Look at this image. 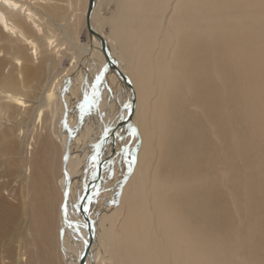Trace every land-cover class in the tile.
I'll use <instances>...</instances> for the list:
<instances>
[{
	"label": "bare ground",
	"instance_id": "1",
	"mask_svg": "<svg viewBox=\"0 0 264 264\" xmlns=\"http://www.w3.org/2000/svg\"><path fill=\"white\" fill-rule=\"evenodd\" d=\"M60 1H63V0H60ZM76 1L77 0H75V2ZM112 1H114L117 4L116 9L112 12L111 16L105 17V16H102L100 7L103 3L106 2V0H94V6H93L91 17H90V26L93 30H95L99 35H101L103 37L106 53L112 59V61L117 65L120 73L126 78V80L129 83L132 84V86H133L132 93L130 92L129 88L121 82L120 76L116 77L112 73H108L105 77L99 78V80L95 83L96 87L94 88L95 76H97L101 72L108 71L109 65L105 61L104 55L100 50V40L96 36H94V35L89 36L90 42H89L88 46H81L80 44L75 42V39L78 38V36H77L78 27L80 26V24L85 22V11H86L87 0H83V3H82V9H83L82 17L80 15H76L77 20L75 21V24H73V26H70L71 30H70V27L68 28L69 25L67 26L65 21L67 20V16L69 17V14L72 11L69 10L68 6L64 7V8L61 7L60 3L57 4L56 0H54L52 3H48L47 0H0V37L6 42V44L2 45V50L0 52V70H2L1 67L6 68L5 73H7V75L4 74L5 76L3 77V79L0 83L1 88H4V90L3 89L0 90V100L3 98L5 99L3 101H0V119L2 118L1 114L4 115V112L7 109L8 105L12 106V107H16V109L19 107L26 108L27 104L24 100L25 97L23 96L24 97L23 98L22 96H20L21 91H19L20 94L14 93L13 91L15 89L17 91L16 84H17V82L19 83V81H20L19 79H22L23 82H25V79L27 77H29L30 80L38 78L37 73L39 71V67H41V66L36 65V63L38 62V60L42 56H47V58H45L46 61H48V57L55 58V60H54L55 66H57L56 64L59 63V59H60V57H58V56L60 54H64V50H62L60 48H64L63 45H66V43H67V45L73 47L76 51H78V53H82V54H79V57H81V58L78 61L82 65V67H79L80 73L77 72V74H79V75L76 76V78H73L72 80H70L66 87L65 86L62 87L63 85L60 84V86H61L60 88H62V89H58V88L55 89L59 80H56L55 82L52 81V83L47 87L45 93L43 92L42 97L37 99V100L34 99V101L38 104V107H39V110L37 111V114H36V122L40 123L42 121V118L46 115L47 110H48V106L50 105V103H52L51 101L53 100V97H56V105H57L56 107H58V109H60L61 113H65L64 116L67 119L66 122L68 123V126L65 130V133L63 132L65 134V138H66V135L69 131H71V132L76 131V128L74 129L75 121H73L75 119L76 111L72 107L73 106L78 107L81 102H84L83 105H81L83 107H81V112H80V117L83 115L82 120H83L84 132H83V134H79L78 136H75L76 137L75 142L78 143V145H79L78 147H80V151L76 155V158L74 159V161L72 163L67 164V162H66L65 168H64L65 171L63 173L61 171L62 170V164H61V167H60V165H58L59 170H60L59 175H58V184H59V189H60L61 194H62V199H63V192H64V187H65V182H66L65 174H67L68 178L70 179V189H69V193H68V196L66 199V203L62 205V201H61V204H60L61 215H60L59 225H58V228L56 231V236L58 238V247H59L58 250H59V255H60V258L62 260V263L63 264H79V261L82 258V253L84 251L85 245L87 244V242L89 240L88 223L86 222V220L84 219L82 214L78 211V205L80 204L81 197L84 194L85 189L89 185H91V191L87 197L88 200L90 199L91 194H93L94 192L100 191L101 189L105 188L108 185L107 184L108 179H106V178L108 175L110 178V174L112 173V172L108 173V171H109V168H111V165L113 163V160L116 158V155L119 153L120 149L118 147L124 143L125 139L130 140V137H127L124 140L123 139L119 140L120 139L119 135L123 136L122 133H124L125 130L126 131L130 130L131 128H133V126L135 127V123H138L139 128H138L136 135L139 136V138L142 142V146H140V149L138 150L139 152L136 155L137 160H138V166H137V168L135 166L136 169H134V172H133V175L135 178V182H134L135 185L132 186L131 188H128L125 186V189H123V192H121V190H120L119 193L117 192V188H118L119 184H116L115 187H113V189L115 188L114 189L115 192H114V195H112V200L113 199L117 200V199L122 198L125 201L124 203H126V205H127V209H126L127 211H125L124 219L122 220L120 227H119L122 230V234H113L112 233V228L117 221L118 215H120V213H121L120 210H121L122 206L119 205L120 207H118L116 205V207L112 211H110L107 215H101L102 212L99 209V211H97L95 214H93V216H89L87 211H85V209H88V203H87L88 200L86 199L84 204H83V209H84V212L86 213V215L88 217L89 222L92 225L91 233L93 235V242L91 243V245L89 247L88 253L84 257L83 264H106L108 262L111 264H229L228 263L229 259L226 257H222V256H224L223 254H222V256H218V251L224 249L223 248V244H224L223 241H224L225 237H224V239H222L223 241L221 240V242H218V241H216L217 239H215L214 244H213L212 240L214 238V235L217 236V233L213 235V238H212V235L208 237V235L212 234V232L214 230H215L214 232H216L217 231L216 229H218L219 226H220V228L222 226V228H223V229L221 228L222 232L223 233L225 232L223 234L224 236L227 232L226 227L229 228L228 226H226V223L221 222L223 219L222 214L224 216V212H225L226 208L224 205L221 206L217 203L220 200L219 194H216V188H215V185L213 183L214 181L212 178H210L211 175L208 173V169L210 168L209 166L211 165L210 164V157L211 156H209L208 149L211 146H209V144H208L209 148H207V146L205 144V140L202 138L203 136L199 132L197 134H194V130H193L192 126L190 125L189 120L186 118H183L184 117L183 115H186L184 113V111H183V114H181L179 112L183 116L180 119L182 121L183 120L186 121L187 123L189 122L190 126H188V124L186 122H184L187 124V127H185L183 129L181 127L177 128L178 125L176 124L177 131L175 133H173L172 137L170 136L171 138H170L169 142L167 140L165 142L167 144L169 143L168 149L171 151V153H175L179 157L178 161L174 160L175 163H173V164H175V165H171V167L174 166V170L171 169V171L166 175H163V174L160 175L161 172L159 174L156 173L157 176L159 175L158 177L160 180L163 176L162 180H164V181L161 182L158 179V181L161 182L160 184H158L157 179L155 180V182L157 181V184L154 181H152L149 188L147 189L148 190V194L146 193L147 195H144V192L142 190V187H143L142 186L143 185L142 175L144 172L143 169L145 167H147V165L150 163L151 158L152 157L156 158L162 152H164L163 148H165V146H160V144H161L160 139H161L162 133L165 134L163 132V124L167 123L165 121H168V120H162V117H163L162 113H164L163 112V111H165L164 107L166 106L168 101H170V100H168L166 103V101H164V100H162V101L159 100L162 102V105H163V107L160 106L161 108L155 107L154 106L155 104L153 105V103L151 106H149L148 102L150 100L149 99L150 93L152 91H155V92L160 91L162 93V95H164V97L162 96L163 99H166L165 97H167V95L165 96V94L167 93L168 98L171 99V104L168 103L169 108L171 107V110H174V108L176 109L177 104L179 103V102L177 103V101H179L181 99V98L178 99L179 95H180L179 93H181L179 91L181 90L183 92V94H185V92H186L185 89H187V88L190 91V89H192L190 86L191 83L192 84H195V83L199 84L202 90L205 89L204 90L205 92L202 91V93H201L202 94L201 97L203 98V96L206 94H209L210 97H211L212 93H214L216 95V93L221 92L222 89L224 91H226V88H227L226 83H227L228 77H229V79L231 77V80H232V81H228V83L230 82V84H231V82H234V79H232V77L235 78L234 77L235 75L234 76H231V75H233L232 71L234 72V70L236 71V69H234V70L232 69V71H231V68H230V71L232 74L230 73L229 76L227 77V75H226L227 70H225V64H224L223 58L220 57L223 53L220 52L221 55L216 54L215 59H214L215 56H213V59H214L213 60L212 57H210L211 55L208 56L209 51H207L208 45L211 46V44H209L210 37H214L212 34H214L216 32H217L216 34H218V31H216V30L212 31V29H213L212 28L213 27V23H212V18H213V15H212L213 12L212 11H213V9H217L218 7L227 9V8H231L232 6H229L230 4L228 5L227 3L223 2V1H215L216 3H214L213 0H112ZM259 1H261V0H259ZM41 2L44 3V5L41 6L42 7V17H41V15H39L38 9H37V6H38L37 3H41ZM69 4L72 5L71 2ZM247 5L248 4H246V6ZM244 6H245V3H244ZM251 8H252V6H251ZM254 9L255 8H253V10ZM258 9H255V10H258ZM216 11L217 10H215V13L218 14ZM57 12H59V14H57ZM244 12H245V10H244ZM247 12L248 11H246V14H247ZM253 13H254V11H253ZM219 14H222V13L219 12ZM262 14H264V11ZM44 16L46 18H49L52 21V24L54 26H56L57 29L62 30L61 35L65 39V41H64V43L66 42L65 44L61 43L60 39L62 37L56 39L55 36H58V34H55L53 31H51V30H53V28L50 30L47 26L44 27V25L42 23ZM55 16H59L61 19L56 20L54 18ZM254 16H255V14H254ZM228 17L230 18V20H231V18L234 20V17H231L230 15H228ZM220 18L222 19V17H220ZM216 19L217 18H215L214 21L218 22V20H216ZM252 19H253V21L257 20V24H258V20L262 21V18L254 20V17H253ZM225 20H227L226 17H225ZM249 20H251V19H249ZM263 20H264V18H263ZM228 21L229 20H227V22ZM44 22H45V20H44ZM234 22L239 24V20H237V19H235ZM229 23H230V21H229ZM231 23H232V21H231ZM46 25H47V23H46ZM84 25H85V23H84ZM104 25H107L110 28L109 29L110 32L107 36L104 34L103 29H102V27ZM259 25H260V23H259ZM263 26L260 25V27H262L261 29H263ZM217 30H219V29L217 28ZM239 30L242 31L241 28ZM54 31L57 32V30L55 28H54ZM211 32H214V33H211ZM255 32H256V34L259 33L257 31H255ZM223 33L222 32L220 33L221 37L223 36ZM252 33H254V31ZM220 34H219V36H220ZM225 36H226V34L223 37L225 38ZM215 37H218V35H216ZM257 37L259 38L258 35H257ZM224 38H223L222 42L225 40ZM228 38H229V36H227V39ZM237 38H239V36ZM214 39H216V41H218V39H220V41H218L217 43H219V42L221 43L220 37H218V39L217 38H214ZM214 39L211 38V40H214ZM253 39L256 41V44H257V40L255 38H253ZM214 41H210V43H213ZM217 43L215 46L218 45ZM253 43H254V41H253ZM213 44H215V43H213ZM258 44H260V43H258ZM212 46H214V45H212ZM235 46L236 45H234L233 50H235ZM240 47H242V46L240 45L238 49H240ZM258 48H260V47H258ZM208 49H210V48H208ZM261 49L263 52L264 46H262ZM52 50H54V51L52 52ZM227 52H228V50H227ZM227 52L224 53L225 56H226V54H228L227 56H230L229 54H231V57H232V54H234V53H230V52L227 53ZM217 53H219V52H217ZM250 53H251V51H250ZM256 54H258V53H256ZM212 55H214L213 52H212ZM233 56H235V54ZM85 57L87 58L86 61H85ZM222 57H223V55H222ZM250 57H252V56H250ZM224 58H226V57H224ZM230 60H231V58H230ZM242 61H243V58H242ZM245 61L243 63H245ZM39 63H41V60ZM232 63L235 64V62H232ZM211 66L216 67L219 71L218 72L219 81L217 83L212 82L211 81L212 76L208 75V71L211 68ZM243 66H245V65H242L241 67H243ZM44 67L45 66L42 65V68H40V69H41L42 73L43 72L45 73L44 77L46 78V76H48V74H47V72H45V70L48 71V69H47V67L46 68H44ZM227 67H228V65H227ZM233 67L234 66H232V68ZM146 68H147V70H149L148 72H145ZM76 70H77V68H76ZM210 70H214V69H210ZM246 71H247V69H246ZM262 72H263V70H262ZM241 74H243V73H241ZM41 75H43V74H41ZM211 75H212V73H211ZM238 75H236V77ZM263 75H264V73H263ZM1 76H3L2 73H0V77ZM246 76L247 75H245V74L240 76L241 80ZM110 77H114L115 82L118 83L119 85H121L120 87H122V93H121L122 98H121V100H119L118 97L113 98V99L111 98L110 103L109 102L101 103L102 100H104L105 93L111 92L105 83V80H110ZM39 78H41V77H39ZM42 78H43V76H42ZM45 78H43L41 80H46ZM55 78H56V76H55ZM251 78H255V77H251ZM205 79H208V80L205 81ZM214 79H216V78H214ZM237 80H239V79H237ZM188 81H190L189 82L190 84H188ZM252 81L254 82V79ZM255 81H256V79H255ZM112 82H113V80H112ZM235 82L237 84L238 81L235 80ZM213 83H214V85L219 84L221 90L220 89L218 90V89H216V87H214L215 90L210 91L209 87ZM183 84L185 85L184 88H183ZM230 84H228V86ZM234 84H233V86H234ZM46 85H48V84L46 83ZM214 85H212V86H214ZM258 85H260V81H259ZM261 85H260V87H261ZM254 86H257V85H255L253 83L252 86L246 88L243 85V83H240V81H239L235 87L229 88L230 87L229 86L228 88L231 90H227V91H230L227 93H229L228 95L231 96V95L235 94V92L237 93L238 91H239L238 93L240 94V91L243 90L242 95L241 94L240 95L243 96V94H245V97L249 98L250 90ZM257 88L259 89V86ZM10 89H14V90L10 91ZM263 90H264V86H263ZM76 91H77V93H79L78 91L81 92V97H79V98L77 97ZM194 93H192V95H191L192 97H194L193 96ZM238 93H237V95L239 96ZM252 94L254 95V93H252ZM152 95H153V92H152ZM159 95H160V93H159ZM188 95H189V93H188ZM221 95H222V93H221ZM225 95H223L225 97V99L223 98L224 100L227 99ZM257 95L256 96L254 95L255 100H253V101H255V102L252 101L253 98L251 100L245 98V100H246L245 103L249 104L250 102H253L250 104L251 108L248 106L250 108L249 111L253 115H256L258 113V112H255L254 109L257 108V104H259L261 101V98H259ZM71 96H76L77 100H76L75 104L70 103V97ZM195 96H197V95H195ZM209 96L207 95V97L206 96H204V97L208 98ZM238 96H236L237 99H238ZM181 97H182V94H181ZM236 97H235V99H236ZM260 97H262V96H260ZM182 98H185V97H182ZM131 99H134V109H133V114L130 118V107H131L130 100ZM204 99H202L203 102H204ZM210 99H211L210 104L217 103L218 107L217 106H215V107L222 108V105H221L223 103L222 98H219L216 95V97L213 96ZM124 100L126 101V103H124L125 102ZM193 100H191V101H193ZM198 100L199 99L197 96L196 101L198 102ZM115 101H118V102L116 103ZM159 101H158V103L160 104ZM184 101H186V100L184 99ZM196 101L194 100L193 102L196 103ZM205 101H206V99H205ZM238 101H239V99H238ZM229 102L233 104L232 100L231 101L228 100L225 104H227ZM86 103H88V104L86 105ZM94 103L100 104V108H99L100 112L96 113L97 111H95L94 108L97 109V106L93 107V109H91V110H89L87 108L89 105H93ZM156 103H157V101H156ZM206 103L207 102H205L204 104H206ZM236 103L240 104V106H241V101H240V103L236 101ZM263 103H264V101H263ZM117 104H119V107L117 106ZM185 104L186 103L184 102V106H185ZM229 104H227V105H229ZM178 105H180V103ZM187 105L188 104H186V107H187ZM227 105H225V107ZM59 106H60V108H59ZM108 106H109V108H108ZM156 106H157V104H156ZM198 107H199V105H198ZM208 107H209V105H208ZM208 107H207V109H209ZM239 107H238V110L235 108V110L237 111V115L238 114H244L245 111L244 112L242 111L243 113H241V112L238 113V111L240 109ZM112 108L115 110L113 111ZM214 108L212 110H214ZM241 108H242V106H241ZM61 109H62V111H61ZM187 109H188V107H187ZM261 109H262V107H261ZM197 110H198V108H197ZM217 110H219V109H216V111ZM235 110H233V112ZM243 110H246V108ZM192 111H194V109ZM209 111H211V110H209ZM87 112H89L88 117H86ZM186 112H188V111H186ZM203 112H204V110H203ZM206 112H207V110H206ZM214 113H212V114L214 115ZM175 114H176V112H175ZM166 115H168V114H166ZM203 115H204V113H203ZM259 115H261V113ZM145 116H149V121L147 119L148 117L146 118ZM240 116L241 115H239V117ZM248 116H250V118H251V114ZM263 116H264V114H263ZM220 117H222V115ZM220 117L219 118L214 117V118H217V121H218V119H220ZM256 117L253 120H256ZM233 118H235V117L233 116ZM241 118H242V116H241ZM63 119H64V117H63ZM175 119H172V120H175ZM199 119H200V117H199ZM222 119H223V117H222ZM244 119L245 118H243L242 120L244 121ZM247 119H249V118H246L245 120H247ZM118 120H123L125 123L122 126H120L114 133V138H115L114 139V151L111 153L112 140H111L110 134L114 128V125L116 124V122ZM190 120L192 121V123L196 122V119L194 120V122H193L192 118H190ZM203 120H204V118H202V121ZM169 121H170V119H169ZM220 121H221V123H220L221 128H224L225 127L224 125H226V122H223V120H221V119H220ZM234 121H235V119H234ZM84 122H85V126H84ZM175 122H176V120H175ZM170 123H171V121H170ZM177 123H179V122L177 121ZM202 123H201V125H202ZM233 123L234 122H232V124ZM247 123H250V122H247ZM247 123H245V126H247ZM263 123L264 122H262V125H263ZM21 124L24 127V124H26V123H21ZM149 124H152V127H150ZM197 124H198V122H197ZM237 124H239V123H237ZM237 124H236V126H237ZM250 124H252V123H250ZM214 125H216V124H214ZM233 125L235 126V123ZM256 125H258V124H256ZM164 126H166V125H164ZM217 126H218V124H217ZM252 126L251 127L249 126V127L252 128ZM215 127L216 126H214V129H216ZM249 127H247V128H249ZM167 128L171 129V127H167ZM221 128L219 127L218 129H221ZM240 128H243V130H244V127H240ZM261 128H262V126H261ZM123 129H124V131H122ZM200 129H201V126H200ZM200 129H199V131H200ZM225 129H226V127H225ZM196 130H198V129H196ZM263 130H261V132ZM172 132H174V131H172ZM172 132L170 134H172ZM219 132H221V131H219ZM236 132H238V130ZM25 133H26V131H25ZM19 134H21L23 136V128L19 129ZM168 134H166V136ZM238 134H240V133H238ZM241 134H240V136H242ZM245 134L247 136V133L244 132V135ZM255 134H256V132H255ZM249 135H251V133ZM24 136H25V134H24ZM183 136H186V139H184ZM240 136H239V138H240ZM224 137L225 136H223V138ZM234 137H236V136H234ZM62 138L65 142L64 136H61V139ZM182 138L186 141V143L183 142ZM226 138H228V136ZM249 138H250V136H249ZM137 139H138V137H137ZM230 139L228 138L227 140L231 141L232 139L231 140ZM251 139H253V138H251ZM118 140L122 141V143L119 142ZM223 140H225V138ZM242 140L244 141L243 136H242ZM259 140L262 141L261 139H259ZM233 141L235 142L236 140L233 139ZM246 141L247 140H245L244 142H246ZM4 142H5V139H4ZM251 142H252V140H251ZM256 143H258V142L257 141L254 142V144H256ZM2 144H3V142H2ZM234 144H236V143H234ZM131 145H132V143H131ZM223 145H224V143H223ZM230 145L232 147L233 142ZM238 145H240V144H238ZM249 145L252 146V144H249ZM261 145L263 146V143ZM257 146H258V148L255 146L256 148H254V149L256 151H254V152H258L260 145L258 144ZM62 147L64 148V144ZM237 147H239V146H237ZM248 147L250 148V146H248ZM261 147H260V150H261ZM226 148H224V149H226ZM228 148H230V147H228ZM228 148L226 150H229ZM243 148H244V146H243ZM263 148H264V146L262 147V149ZM231 150L235 151L232 148H231ZM128 151H130V149L127 150V152H126L127 154H128ZM210 151H212V149ZM244 151L247 152V150H245V149H244ZM248 151L250 152V150H248ZM262 151L263 150H261V152ZM165 152H166V149H165ZM229 152L227 151V154H229ZM251 152H253V151H251ZM261 152H259V154ZM262 153H264V152H262ZM62 154L63 153H61V155H60V160L62 159ZM221 154L222 153H220V155ZM230 154H232V153H230ZM246 154H250V153H246ZM163 155H164V153H163ZM236 155H237V153H236ZM260 155L262 156V154H260ZM95 156H97L96 159H94ZM168 156H170V155L168 154ZM172 156H174V155H172ZM230 156L232 158V155H230ZM208 157H209V160H208ZM226 157H227V155H226ZM249 157H247L248 160H249ZM263 157H264V154H263ZM171 158H172L171 161H173V157H171ZM233 158H235V157H233ZM229 159H230V157H229ZM240 159H242V158L240 157ZM218 160L219 159L216 160V163ZM230 160H228V161L230 162ZM61 161H59V163H61ZM169 161H168V163H169ZM220 161H221V159H220ZM223 161H224V159H223ZM228 161H227V164L229 163ZM254 161H256V159ZM257 161L259 162L260 160L257 158ZM231 162L234 165L233 159L231 160ZM261 162L262 161H260V164H261ZM99 163H101L100 172H97ZM225 163H226V161H225ZM225 163H223V164H225ZM246 163H248V162H246ZM255 163H257V162H255ZM227 164H225V165H227ZM236 164H235V166H233L232 164L229 163L228 166L232 165V167H237ZM258 164H257V166H258ZM142 165L144 166L143 169H142V167H143ZM212 165H216L215 162L212 163ZM220 165H221V163H220ZM262 165L263 164H261V167H262ZM228 166H226V167L228 168ZM238 166H242V165L238 164ZM250 166H251V163H250ZM255 168H256V166H255ZM128 169H127L126 173H129L132 171L131 168H128ZM230 170H232V169H229V171ZM241 170H243V169L241 168ZM262 170H263L262 173L264 174V169H262ZM235 171H237L236 168H235ZM238 171H240V170H238ZM146 172H147V170H146ZM146 172H144L145 175H146ZM240 172L242 173V171H240ZM252 172L254 173V171H252ZM244 173H245V171H244ZM92 174H93V177L90 179ZM213 174H214V172H213ZM230 174L231 173H229L228 175L230 176ZM232 174H233V170H232ZM79 175H81L80 179L77 178ZM209 175H210V177H209ZM228 175L226 177H228ZM222 176H224V175H222ZM234 176L236 177V175H234ZM253 176H254V178H253V180H254L255 177L258 175L253 174ZM259 177L261 178L262 176L260 175ZM154 179L155 178H153V180ZM246 179H248V178L246 177ZM250 179H252V178H250ZM90 180H92L93 182L90 183ZM256 180L257 179H255V181ZM263 181H260V183H262ZM75 182H76L77 187H75L73 185ZM239 182H240V180H239ZM242 182L244 184V181H242ZM257 182H259V181L257 180ZM229 183H230V181H229ZM260 183H258L257 185H259ZM243 184H242V187H243ZM255 184L252 183L251 185H255ZM262 184H264V183H262ZM216 186H217V184H216ZM244 187H246V186H244ZM223 188H221V189H223ZM259 188H257V189H259ZM120 192H121V197H120ZM245 192L247 193V191H245ZM251 192H253V191H251ZM169 193H171L170 196H169ZM219 193H220V191H219ZM249 193H250V191L247 194H249ZM251 195H254V193ZM249 196H250V194H249ZM254 197L256 198V195ZM111 202H113V201H111ZM240 203H242V202H240ZM259 205H260V203H259ZM236 207H235V210L238 209V208L236 209ZM45 215H44V217H45ZM248 215H250V214H248ZM259 216H261V214ZM263 217H264V215H263ZM263 217H261V218H263ZM252 219L251 220L249 219L250 225L253 222ZM230 221H232V220H230ZM257 221L259 223V221H260L259 218ZM257 221H256V223H257ZM47 223H48V220L46 221V224ZM220 223H221V225H220ZM247 223H248V221H247ZM230 224H232V223L230 222ZM230 224H228V225H230ZM249 224H248L249 229H247L248 231H246V232L251 233L252 231L249 232V230L250 229L252 230L253 224L250 227H249ZM259 224H257V225H259ZM262 226H264V225H262ZM44 228H46V227H44ZM220 228H219V230H220ZM258 228H259V226H258ZM258 228H256V229H258ZM262 228H264V227H262ZM229 229H231V228H229ZM229 229H228V231H229ZM233 230H234L233 232H235V229H233ZM260 230H262V229H260ZM44 231L47 235V232L49 231L48 225ZM217 232H219V231H217ZM220 232H221V230H220ZM222 232L220 233L221 234L220 236H222ZM236 232H237V230H236ZM243 232H242V234H243ZM263 232H264V230H263ZM42 233H43V235H45L44 232H42ZM261 234H260V236L262 238L263 236ZM233 235H234V233H233ZM237 235L239 236L240 234L238 233ZM241 236L242 235H240V237ZM247 236H249V235H247ZM258 236L259 235L257 234V237ZM210 237L212 239H210ZM227 237L228 236H226V238ZM243 237H244V234H243ZM243 237H241V238H243ZM233 238H235V240L238 239V238H236L235 235ZM246 238H248V237H246ZM218 240H220V239L218 238ZM228 240L230 242V239H228ZM249 240H250V238H249ZM259 240H262V239H259ZM241 241H239V243ZM233 242H235V241H233ZM233 242L231 241V243H233ZM254 242H256V240ZM246 243H244V244H246ZM226 244L228 245V247L230 246L229 243H226ZM240 244H243V243H240ZM254 244L255 243H253V245ZM247 245H245V246L248 248ZM234 246H235V244H234ZM239 247H241V246H239ZM232 248H233V246H232ZM235 248H237V247H235ZM256 248H255V250H257ZM249 249H252V246ZM246 250H248V249H246ZM244 251H245V248H244ZM258 252L262 253V251H259V250H258ZM242 254H239V255H242ZM235 255H237L239 257V255L236 252H235ZM249 255H250V253H249ZM260 255L261 254H259V256ZM243 257L244 256H240V261H241L240 264H246L245 261L243 262V260H242ZM263 257H264V254H263ZM244 259H246V258H244ZM232 260H233V257H232ZM256 260H257V258H256ZM259 261H261V259ZM234 262H236V261L234 260ZM247 264H249V263H247Z\"/></svg>",
	"mask_w": 264,
	"mask_h": 264
},
{
	"label": "rangeland",
	"instance_id": "2",
	"mask_svg": "<svg viewBox=\"0 0 264 264\" xmlns=\"http://www.w3.org/2000/svg\"><path fill=\"white\" fill-rule=\"evenodd\" d=\"M53 1L54 0H47L48 3H52ZM56 1H57V4L60 3L61 7L64 8V7L68 6L69 10L72 11L69 14V17L67 16V20L65 21L66 25L67 26L69 25L68 28L70 26H73V24H75V21L77 20L76 15H80L82 17V15H83V9H82L83 0H80V1L77 0L76 2H75V0H63V1L56 0ZM215 1H223V2L227 3L228 5L230 4L229 6H232L233 8L231 7V8L226 9V8L218 7L217 9H213V11H212L213 12L212 13V15H213V18H212V23H213L212 28L213 29H212V31L216 30V31H218V34H216L217 32L216 33L211 32V33H214V34H212L214 37H210L209 44H211V46L208 45V48H210V49L207 48V51H209V53L208 52L207 53H208V56L211 55L210 57H212V59H213V56H215L216 54L221 55V53H223L222 54L223 57H222V55L220 57L223 58V61L225 64V70H227L229 72L230 68H231V71H232V69L233 70L236 69V71L235 70H234V72L232 71L233 75H231V76L235 75L234 76L235 78L232 77V79H234V82H231V84H230V82L228 83V81H232L231 77H230V79L228 77L229 74L231 73V71L229 73L226 71V75L228 77L227 83H226L227 84L226 85V87H227L226 91H224L222 89L223 92L221 91V92L216 93V95L222 99L223 98L225 99V97L223 95L226 94L225 95L227 98L226 100L227 101L232 100L233 104L230 102L229 103L231 105L229 103H227L230 105L229 106V105L225 104L227 101L223 99V103L221 104L222 108H220V107L217 108L218 107L217 103L213 102L215 105L210 104V102H211L210 98H212L213 96L216 97V95L214 93L211 94V97L209 96V94L204 95L206 97L208 95L210 98L209 97L206 98L204 96L202 98L201 93L205 89L202 90L199 84H196V83L192 84L191 83L190 86L192 89H190V91L188 88H187L188 90L185 89L186 90L185 94H183V92L181 90L179 91L181 93H179L180 95H179L178 99H180V98L181 99L179 101H177V103L179 102L180 105H178L179 104L178 103L176 109L174 108V110H171V107L169 108V105H168V103L171 104V99L168 98V94L166 93L165 96L167 95V97H165L166 99H163L164 95H162V93L160 91H158V92L152 91L153 95H152V92L149 95V99H150L148 102L149 106H151L153 103V105L155 104L154 105L155 107L161 108L160 106L163 107L162 102H161L162 100L166 101V103L168 100H170V101H168V103L164 107L165 111H163L164 113H162V116H163L162 120H168L169 121V119H170L171 123H170V121L169 122L165 121L168 124L167 123L163 124V132L165 134L162 133V135H161L160 142H161V144L162 143L163 144L162 145L160 144V146H165V148H163L164 152H162L159 156H157L156 157L157 159L155 157L154 158L152 157L150 160V163L147 165V167L144 168V166L142 165L143 166L142 169L144 168L143 171L146 172V170H147L146 175L144 172H143V175L141 174L142 175V182H143L142 190L144 192V195H147L148 194L147 189L149 188L151 182L152 181L155 182L156 179L158 181V179H159V177H158L159 175L157 176V174H159L161 172L160 175H162V174L166 175L171 171V169L174 170V166L171 167V165H175L173 163H175V161H178L179 157L175 153H171V151L168 149L169 143L167 144L165 142H166V140L168 142L170 141V138L172 137L173 133H175L177 131V128L181 127L184 129L185 127H187V124H188V126L191 125L193 130H194V134H197L199 132L203 136L202 138L205 140V144H206L207 148H209L208 144H209V146L212 147V148L210 147L212 149V151H210L211 150L210 148L208 149L209 156H211L210 157V164L211 165L209 166L210 168L208 169V173L211 175V177H210V175H209V177L212 178L214 181L213 183H214L215 188H216V194H219L220 200L217 203L221 206L224 205L226 208V210L224 212V216L222 214V218L224 220L221 218L222 219L221 222L226 223V226L231 228V229H229L226 227L227 232L224 236L223 234L225 232L223 233L222 232V229H223L222 226H221L222 229L219 226V228L222 232V236H220L221 232L218 228L216 230L219 231L220 233L217 231L214 232L215 231L214 230L212 232V234L208 235V237L212 235V238H213V235L217 233L218 237L216 235H214V238L212 240L213 244L215 242V239H217L216 241L221 242V240L224 239V237H225L224 241L222 240L224 242V244H223L224 249L218 251V256H222V254H223L224 256H222V257H226L230 260V261L228 260L229 264H237V263L240 264L241 263L240 256H244L242 258V260H243V262L245 261L246 264L247 263H249V264H251V263L252 264H264V262H263L264 261V259H263L264 258L263 257V254H264V232H263V230H264V228H262V227H264V226H262V225H264V222H263L264 221V217H263V215H264V210H263L264 209V201H263L264 200V196H263L264 195V184H262V183H264V181H263L264 180L263 179L264 174L262 173L263 172L262 169H264V159H263L264 153H262V152H264V148L262 149V147L264 146V133H263L264 132V130H263L264 129V123L262 125V122H264V118H263L264 117L263 116V114H264V103H263V101H264L263 100L264 99V96H263L264 95V90H263V86H264V75H263V73H264V51L262 52V49H261L262 46H264V26H263L264 25V20H263L264 14H262L264 11V1L263 0H261V1H259V0H253V1L252 0H244V1L243 0H213L214 3H216ZM70 2L72 3V5L69 4ZM243 2L245 3V6H244ZM37 4H38V6H37L38 13L42 17V7L41 6H43L44 3L41 2V3H37ZM246 4H248V5L246 6ZM250 5L252 6V8ZM116 6H117V4L114 1L106 0V2L103 3L100 7L102 16H105V17L111 16L112 12L116 9ZM253 8H255V9L259 8V9L253 10ZM243 9L245 10V12ZM215 10H217L216 12L218 14L215 13ZM246 11H248L247 14H246ZM253 11H254V13H253ZM219 12H221L222 14H219ZM57 14H59V12H57ZM254 14H255V16H254ZM228 15H230L231 17H234V20L235 19L239 20V24L235 23L232 18L230 20ZM214 17L217 18L216 20H218L219 23L214 21L215 20ZM220 17H222V19ZM225 17L227 20L230 21V23H229V21L227 22V20H225ZM253 17H254V20L262 18L263 22L260 20L262 22L261 23L258 20V24H257V20L253 21V19H252ZM54 18L56 20L61 19L59 16H55ZM249 19H251V20H249ZM44 20H45V22H44ZM231 21H232V23H231ZM42 23H43L44 27L47 26L50 30L53 28V30H51V31H53L55 34H58V36H55L56 39L62 37L60 39L61 43L62 44L66 43V42L64 43L65 39L61 35L62 30L57 29L56 26H54L52 24V21L49 18H46L44 16ZM46 23H47V25H46ZM84 23H82V24L79 23L80 26L78 27V30H77L78 38L75 39V42L80 44L81 46H88V44L90 42L89 41L90 37L88 36V34L86 32V28H85ZM259 23L261 26H263V29H261L262 27H260ZM54 28L57 30V32L54 31ZM217 28L219 30H217ZM240 28L242 31L239 30ZM102 29H103L104 34L107 36L110 32V30H109L110 28L107 25H104L102 27ZM70 30H71V27H70ZM251 31L252 32L254 31L255 34L252 33ZM255 31H257L259 33L256 34ZM221 32L222 33L224 32L223 36L226 34L225 38L222 36L225 40L227 39V36H229V38L226 41L224 40L222 42L223 38L221 37V34H220ZM219 34H220V36H219ZM216 35H218V37L221 38V43L220 42L217 43L218 41H220V39H218V37H215ZM257 35L259 36V38L257 37ZM238 36H239V38H237ZM211 38H213V39L217 38L218 41H216V39H214L215 41L211 40ZM253 38H255L257 40V44ZM210 41H214L213 43H215V44L210 43ZM253 41H254V43H253ZM216 43L218 45L219 44L220 45L215 46ZM258 43H260V44H258ZM4 44H6V42L0 37V52L2 50V45H4ZM212 45H214V46H212ZM234 45H236L235 50H233ZM238 45L239 46L241 45L242 47H240V49H238L239 48ZM63 47L65 49L64 48H60V49L64 50V54H60L58 56V57H60L61 60L59 59V63L56 64L57 66H55V61H54L55 58L48 57V61H46L45 58H47V56H42L38 60V62L36 63V65L41 66V67H39V71L37 73L38 78L30 80L29 77H27L25 79V82H23L22 79H19L20 80L19 83L20 82L21 83L19 84L17 82V84H16L17 91H16V89L15 90L10 89V91L14 90L13 92L17 93V94H20L19 91H21L20 96L25 97V98L24 97L23 98L27 104L26 108L19 107L16 109V107H12V106L8 105L7 109L4 112V115L1 114L2 118L0 119V264H63L62 260L60 258V255H59L58 238L56 236V231H57V228L59 225L60 215H61L60 204L62 201V194H61V191L59 189V184H58V175L60 172L58 165L61 164V163H59V161H61L60 155H61V153H63V150H64V148L62 147L64 144V140H63V138L61 139V136H64V138H65L64 133H65V130L68 126V123L66 122L67 119L64 116L65 113H61L60 109H58V107H56L57 106L56 105V97H53V100L51 101L52 103H50V105L48 106L47 113L42 118V121L40 123H37L36 122V114H37V111L39 110V107H38V104L34 101V99L37 100V99L42 97L43 92L45 93L47 87L52 83V81L55 82L56 80H59L55 89H57V88L62 89V88H60L61 87L60 84L63 85L62 87H64V86L66 87L70 80H72L73 78H76V76L79 75V74H77V72L80 73L79 67H82V65L78 61L81 58V57H79V54H82V53H78V51H76L73 47L67 45V43H66V45H63ZM258 47H260V48H258ZM226 49L228 50V52ZM249 50L251 51V53ZM53 51L54 50H52V52ZM212 52L214 55H212ZM217 52H219V53H217ZM225 52L234 53L235 56H233L234 54H232V57H231V54H229L230 56H227L228 54H226V56H225L224 55ZM256 53H258V54H256ZM250 56H252V57H250ZM224 57H226V58H224ZM215 58H216V56L214 57V59ZM230 58H231V60H230ZM242 58H243V61H242ZM40 60H41V63H39ZM86 60H87V58L85 57V61ZM244 61H245V63H243ZM232 62H235L236 65ZM42 65L45 66L44 68L47 67V69H48V71L45 70V72H47V74H48V76H46V78L44 77L45 73L44 72L42 73V71L40 69V68H42ZM227 65H228V67H227ZM242 65H245V66L241 67ZM232 66H234L235 68L234 67L232 68ZM76 68H77V70H76ZM1 69L2 70H0V73H2L3 76L0 77L1 78L0 83L3 79V77L5 75H7V73H5L6 68L1 67ZM210 69H214V70H210ZM210 69L208 71V75L212 76L211 77L212 82L217 83L219 81V78H218V72L219 71L214 66H211ZM246 69H247V71H246ZM262 70H263V72H262ZM148 71L149 70H147V68H146L145 72H148ZM210 72L212 73V75ZM40 73L43 75H41ZM241 73H243V74H241ZM244 74L247 76L241 80L240 76H242ZM236 75H238V76L236 77ZM42 76L47 81L41 80V79H43ZM55 76H56V78H55ZM39 77H41V78H39ZM251 77H255V78H251ZM214 78H216V79H214ZM237 79H239V80H237ZM253 79H254V82L252 81ZM255 79L257 82L255 81ZM112 80H113V82H112ZM207 80L208 79H205V81H207ZM235 80L238 82L240 81V83H243V85L246 88L252 86L253 83L257 86H254L253 88H251L250 93H249V98L245 97V94H243V96H241L243 90L240 91L241 95L238 93L239 91L237 92L239 94V96L237 95L236 92H235L236 95L233 94V95L229 96L228 95L229 93H227V92H230V91H227V90H231L229 88H233L238 84V82L236 84ZM259 81H260V85L262 84L261 87H260V85H258ZM189 82L190 81H188V84H190ZM46 83L48 85H46ZM105 83L111 92L105 93L104 100H102L101 103H103V102L104 103H107V102L110 103L111 98L113 99V98H117V97L119 98V100H121V98H122V96H121L122 87H120L121 85H119L118 83L115 82V78L110 77V80H105ZM214 83L212 85H214ZM228 84H230L229 85L230 87L228 86ZM233 84H234V86H233ZM212 85L209 87L210 91H214L215 90L214 87H216V89H218V90L220 89L219 84L218 85L216 84L217 86L216 85L212 86ZM258 86H259V89L257 88ZM184 87H185V85L183 84V88ZM1 89L4 90V88H1V84H0V90ZM78 92L79 93H77V91H76V95L79 98V97H81V92L80 91H78ZM159 93H160V95H159ZM188 93H189V95H188ZM192 93H194L195 95L198 96V99H199L198 102L196 101L197 96H195L193 94L194 97H192L191 96ZM221 93H222V95H221ZM252 93H254L255 96L257 95L259 98H261L260 103L257 104V108H255V109L253 108L255 112H258L256 115H253L249 111L251 108L250 104L255 102V101H253V100H255V96ZM181 94H182V97H185V98H182ZM236 96H238L239 101H238ZM260 96H262V97H260ZM235 97H236V99H235ZM204 98L206 99V101ZM245 98L250 99V100L253 98L252 99L253 102H250L249 104L245 103V101H246ZM184 99L187 102L184 101ZM193 99L196 101V103L193 102L194 101ZM202 99H204V102ZM3 100H5V99L3 98L0 101H3ZM76 100H77L76 96L70 97V103L71 104H75ZM155 100L157 101V103ZM159 100H161V101H159ZM191 100H193V101H191ZM158 101L160 102V104L158 103ZM183 101L186 104H188L187 105L188 109L186 107V104L184 106ZM236 101L239 103L241 101L242 108L243 109L246 108V110H243L241 108L240 104L236 103ZM115 102L117 103L118 101H115ZM205 102H207L206 103L207 105L204 104ZM83 103L84 102H81L78 107L77 106L72 107L76 111L75 119L73 120V121H75L74 129L75 128H76V130L78 129L75 136H78L79 134H83V132H84L83 120H82L83 115L80 117V112H81V107H82L81 105H83ZM124 103H126V101ZM156 104H157V106H156ZM198 105H199V107H198ZM208 105H209V107H208ZM225 105H227V106L225 107ZM96 106H97V109L96 108H94V109H95V111H97L96 113H98V112H100V109H99L100 104L99 103H94L93 105H89L87 108L89 110H91V109H93V107H96ZM117 106L119 107V104H117ZM215 106H217V107H215ZM237 106L238 107L240 106L238 113H240V112L243 113L245 111L244 112L245 115L244 114H238L237 115V111L235 110V108L238 110ZM207 107L209 109H207ZM212 107L213 108L215 107L214 110H212L213 109ZM261 107H262V109H261ZM59 108H60V106H59ZM108 108H109V106H108ZM197 108H198V110H197ZM62 109H61V111H62ZM184 109L188 112H186ZM193 109H194V111H192ZM205 109L207 110V112ZM216 109H219V110L216 111ZM112 110L114 111L115 109L112 108ZM203 110H204V112H203ZM209 110H211V111H209ZM233 110H235L234 111L235 113L233 112ZM183 111L186 114V115H183L184 117L181 115V114H183ZM175 112H176V114H175ZM165 113L168 115H166ZM203 113H204V115H203ZM212 113H214V115ZM260 113H261V115H259ZM250 114H251V118H250V116H248ZM88 115H89V112H87L86 117H88ZM221 115H222L223 119H222V117H220ZM239 115H241L242 118H241V116L239 117ZM233 116L235 118H233ZM63 117H64V119H63ZM145 117L146 118L148 117L147 119L149 121V116H145ZM181 117L188 119L190 122V125H189V122L187 123L184 120L182 121L180 119ZM199 117H200V119H199ZM201 117L204 118L203 121H202ZM214 117H217V118L220 117V119L223 120V122H226V125H224V126L226 127L227 130L225 129V127L221 128L220 119H218V121H217V118H214ZM255 117H256V120H253V119H255ZM171 118L172 119L176 118L175 119L176 122H175V120H172ZM190 118H192L193 122L196 119V122L192 123ZM243 118H245V119L249 118L250 120L244 119V121H243L242 120ZM234 119H235V121H234ZM177 121L179 123H177ZM62 122H65L66 127L64 129L62 128V126H63ZM184 122H186L187 124ZM197 122H198V124H197ZM232 122L235 123V126L233 125L234 123L232 124ZM244 122L245 123L250 122L252 124L247 123V126H245ZM21 123H26V124H24V127H23V125ZM201 123H202V125H201ZM237 123H239V124H237ZM137 124L138 123H135V127L133 126V128H131L130 130L124 131V129H123L122 130V131H124V133H122L123 136L119 135V138H120L119 140H121V139L124 140L127 137H130V140L125 139L124 143L118 147L120 149V150L118 149L119 153L116 155V158L113 160L111 168H109V171H108V173L109 172H112V173L110 174V178H109V175L106 178V179H108L107 180L108 185L105 188L101 189L100 191L94 192L93 194H91L90 199L89 200L87 199L88 200L87 201V203H88L87 213L89 216H93V214H95L97 211H99V209L102 212L101 215H107L110 211H112L116 207V205L118 207L122 206L121 210H120L121 213H120V215H118L117 221L112 228L113 234H122V230L119 227H120L122 220L124 219L125 211H127L126 210L127 205H126V203H124L125 201L122 198L117 199V200H115V199L112 200V195H114V192H115V190H114L115 188L113 189V187H115L116 184H119V186L117 188V192L119 193L120 190H121V192H123V189H125V186L128 188H131L132 186L135 185V183H134L135 178H134L133 172H134V169H136L138 166V160H137L136 155L139 152L138 150L140 149V146H142V142H141L139 136L136 135L138 128H139V124L138 125ZM176 124L178 125L177 128H176ZM214 124H216V125H214ZM217 124H218V126H217ZM236 124H237V126H236ZM256 124H258V125H256ZM149 125H150V127H152V124H149ZM164 125H166V126H164ZM248 125L250 127L253 125L254 127L252 126V128H250ZM84 126H85V122H84ZM200 126H201V129H200ZM214 126H216L215 128L217 130L214 129ZM261 126H262V128H261ZM167 127H171V129L170 128L168 129ZM219 127L221 129H218ZM240 127H244V130H243V128H240ZM247 127H249V128H247ZM22 128H23V136L21 134H19V129H22ZM196 129H198V130H196ZM199 129H200V131H199ZM260 129L263 131L261 132ZM237 130H238V132H236ZM25 131H26V133H25ZM170 131L171 132L174 131V132H172V134H170L171 133ZM219 131H221V132H219ZM244 132L247 133V136H246V134L244 135ZM255 132H256V134H255ZM238 133H240V134L242 133L241 135L243 136L244 141L247 140L246 141L247 143L242 140V136H240V134H238ZM250 133H251V135H249ZM24 134H25V136H24ZM166 134H168V135L166 136ZM226 135L228 136L229 139L231 138L232 140L230 139L231 141H228L227 140L228 138H226L227 137ZM248 135L250 136V138ZM223 136H225L224 137L225 140H223L224 139ZM234 136H236V137H234ZM239 136H240V138H239ZM137 137H138V139H137ZM183 137H184V139H186V136H183ZM75 138L76 137H74V139H72V141L69 145V156L67 159V164L72 163L74 161V159L76 158V155L80 151V147H78L79 146L78 143L75 142ZM251 138H253V139H251ZM4 139H5V142H4ZM184 139L182 138L183 142L186 143V141ZM233 139H235L236 141L234 142ZM259 139H261L262 141H260ZM251 140H252V142H251ZM255 140L258 143L254 144V142H256ZM2 142H3V144H2ZM119 142L122 143V141H119ZM232 142H233V145L231 147L230 144H232ZM131 143H132V145H131ZM223 143H224V145H223ZM234 143H236V144H234ZM237 143L240 145H238ZM260 143L261 144L263 143V146ZM249 144H252L253 147ZM258 144L260 145L259 150L257 149L258 152H254V151H256L254 148H256V147L258 148V146H257ZM237 146H239V147H237ZM243 146H244V148H243ZM248 146H250V148ZM226 147L227 148L230 147V148H228L229 150H226L227 149ZM260 147H261V150H263L262 152L260 150ZM224 148H226V149H224ZM231 148L234 149L235 151L231 150ZM128 149H130V151H128V154H127L126 152ZM165 149H166V152H165ZM244 149L247 150V152L244 151ZM248 150H250V152ZM227 151L228 152L230 151L229 154L232 153V154H230V155H232V158L229 154H227ZM251 151H253V152H251ZM259 152H261L260 154H262V156L259 154ZM163 153H164V155H163ZM220 153H222V154L220 155ZM236 153H237V155H236ZM246 153H250V154H246ZM168 154L170 156H168ZM252 154L253 155L255 154V155L253 156ZM172 155H174V156H172ZM226 155H227V157H226ZM171 157H173V161H171L172 160ZM229 157L231 160L232 159L234 160V165L232 163L233 161L231 162ZM233 157H235V158H233ZM240 157L242 159H240ZM247 157H249V160L247 159ZM254 158L256 159V161H254L255 160ZM257 158L260 161H262L261 162V164H263L262 167H261L260 161L259 162L257 161ZM217 159H219V160L216 163ZM220 159H221V161H220ZM223 159H224V161H223ZM208 160H209V157H208ZM228 160H230V162ZM168 161H169V163H168ZM225 161H226V163H225ZM227 161L230 164H232L233 166H235V164L237 163L236 164L237 167H232V165L228 166L229 163L227 164ZM214 162L216 165H212V163H214ZM246 162H248V163H246ZM255 162H257V163H255ZM220 163H221V165H220ZM223 163H225L227 165H225ZM250 163H251V166H250ZM238 164L242 165L243 167L238 166ZM257 164H258V166H257ZM135 166H136V168H135ZM226 166H228V168ZM255 166H256V168H255ZM60 167H61V165H60ZM128 168H131L132 171L129 173H126ZM235 168L237 171H235ZM241 168L243 170H241ZM229 169L233 170V174H232V170L229 171ZM238 170L242 171V173ZM244 171H245V173H244ZM252 171H254V173ZM213 172H214V174H213ZM229 173H231L230 176L228 175ZM226 174L228 175V177H226L227 176ZM253 174L258 175L255 177V179H257L259 182H257V180L255 181V179L253 180V178H254ZM222 175H224L226 178ZM234 175H236V177ZM260 175L263 178L262 177L260 178L259 177ZM246 177L248 179H246ZM77 178L80 179L81 175H79ZM153 178H155V179L153 180ZM162 178H163V176H162ZM162 178H161V180L159 179L161 182L164 181V180H162ZM250 178H252V179H250ZM239 180H240V182H239ZM157 181L155 182L156 184H157ZM229 181H230V183H229ZM242 181H244L245 185L243 184ZM260 181H263V182L260 183ZM161 182L158 181V184H160ZM252 183L253 184L256 183V184L251 185ZM258 183H260L261 185L260 184H259L260 186L257 185ZM216 184H217V186H216ZM242 184H243V187H242ZM73 185L75 187H77L76 182ZM244 186H246L247 188ZM221 188H223V189H221ZM257 188H259L260 190ZM248 190L250 191V193H249L250 196H249V194H247L249 192ZM219 191H220V193H219ZM245 191H247V193ZM251 191H253V192H251ZM121 192H120V197H121ZM253 193H254V195H251ZM170 195H171V193H169V196ZM255 195H256V198L254 197ZM111 201H113V202H111ZM240 202H242V203H240ZM259 203H260V205H259ZM235 207H236V209L237 208L238 209L235 210ZM248 214H250V215H248ZM260 214H261V216H259ZM44 215H45V217H44ZM261 217H263V218H261ZM258 218L260 220L259 221L260 224L257 221ZM249 219L250 220L252 219V221H253V222L251 221L253 224V225L251 224L252 230L251 229L249 230V232L252 231L251 233L246 232V231H248L247 229H249L248 228V224L250 222ZM47 220H48V223L46 224ZM230 220H232V221H230ZM247 221H248V223H247ZM256 221H257V223H256ZM230 222L233 225L230 224ZM227 223L230 224L231 226L228 225ZM257 224H259V225H257ZM47 225L49 227V231L47 232V235H46L44 230L47 228ZM220 225H221V223H220ZM251 225L249 224V227ZM258 226H259V228H258ZM44 227H46V228H44ZM256 228H258V229H256ZM228 229H229V231H228ZM233 229H235V232H233L234 231ZM260 229H262V230H260ZM236 230H237V232H236ZM41 231L44 232L45 235H43V233ZM50 231L54 232L53 236L52 235L50 236V234H49ZM242 232L244 234V237H243ZM233 233L236 236V238H238V239L235 240V238H233L234 237ZM238 233L240 235H242L241 237H243V238H241L240 235L238 236L237 235ZM257 234L259 235L258 237H257ZM260 234L263 236L262 238H261ZM247 235H249V236H247ZM226 236H228V237L226 238ZM245 236L248 238H246ZM212 238L210 237V239H212ZM218 238L220 240H218ZM249 238H250V240H249ZM228 239H230V242ZM259 239H262V240H259ZM238 240L239 241L242 240L240 243H243V244H240ZM255 240H256V242H254ZM231 241L232 242L235 241V242H233L235 244V246L233 243H231ZM251 241L253 243H255L256 245L255 244L253 245V243ZM225 242L229 243L230 246L232 245L233 248H232V246L228 247V245ZM244 243H246V244H244ZM245 245H247L248 248ZM239 246H241V247H239ZM251 246H252V249H249V248H251ZM235 247H237V248H235ZM244 248H245V251H244ZM255 248L257 250H255ZM246 249H248V250H246ZM258 250L262 251L263 254L261 252L259 253ZM235 252L238 255L242 254V253L243 254L247 253L248 255L250 253V255L248 256L247 254L246 255L242 254V255H239V257H238L237 255H235ZM259 254H261V255L259 256ZM232 257H233V260H232ZM244 258H246V259H244ZM256 258L258 261L256 260ZM260 259H261V261H259ZM234 260L236 262H234ZM108 263H106V264H108ZM109 264H111V263H109Z\"/></svg>",
	"mask_w": 264,
	"mask_h": 264
},
{
	"label": "water",
	"instance_id": "3",
	"mask_svg": "<svg viewBox=\"0 0 264 264\" xmlns=\"http://www.w3.org/2000/svg\"><path fill=\"white\" fill-rule=\"evenodd\" d=\"M93 6H94V0H87L86 11H85V28H86V32H87L88 36L94 35V36H96L100 40V50H101V52L104 55L105 61L109 65L108 71L101 72L100 74H98L97 76H95V78H94V88L96 87L95 83L98 81V79H97L98 77L99 78H102V77H105L108 73H112L116 77H119L120 76L121 82L125 86H127L129 88L130 92L132 93V91H133L132 84L129 83L126 80V78L120 73L117 65L112 61V59L106 53L103 37L101 35H99L95 30H93L91 28V26H90V17H91V13H92ZM87 104L88 103H86V105ZM130 105H131V107H130V118H131V116L133 114V109H134V99H131L130 100ZM124 123L125 122L123 120H118L116 122V124L114 125V128H113V130H112V132L110 134V137H111V140H112L111 153L114 151V139H115L114 138V133ZM77 130L76 131H73V132L69 131L67 133V135H66L65 142H64V150H63L62 159H61L62 160L61 161V164H62V170L61 171H62V173L65 171L64 170L65 164H66L67 159H68V156H69V145H70V142L75 137ZM96 157L97 156H95L94 159H96ZM100 167H101V163H99L98 171L97 172H100ZM65 176H66V182H65L64 192H63L62 205L66 203V199H67V196H68V193H69V189H70V179L68 178L67 174H65ZM92 177H93V174L91 175L90 179ZM91 182H93V181L90 180V183ZM90 191H91V185H89L85 189V192H84V194L81 197L80 204L78 205V211L82 214V216L84 217V219L86 220V222L88 223V226H89V228H88L89 240H88L87 244L85 245L84 251L82 253V258L80 259L79 264H83L84 257L88 253L89 247H90L91 243L93 242V235L91 233L92 225L89 222L88 217H87V215H86V213L84 212V209H83V204H84L85 200L87 199Z\"/></svg>",
	"mask_w": 264,
	"mask_h": 264
},
{
	"label": "crops",
	"instance_id": "4",
	"mask_svg": "<svg viewBox=\"0 0 264 264\" xmlns=\"http://www.w3.org/2000/svg\"><path fill=\"white\" fill-rule=\"evenodd\" d=\"M62 125H63L62 128L66 127V126H65V122H62ZM60 165H61V164H60ZM53 233H54V232H51V231H50V232H49L50 236H51V235L53 236ZM39 234H40V233H39Z\"/></svg>",
	"mask_w": 264,
	"mask_h": 264
},
{
	"label": "snow or ice",
	"instance_id": "5",
	"mask_svg": "<svg viewBox=\"0 0 264 264\" xmlns=\"http://www.w3.org/2000/svg\"><path fill=\"white\" fill-rule=\"evenodd\" d=\"M99 80V77L97 78ZM83 107V106H82ZM85 211H87V209H85Z\"/></svg>",
	"mask_w": 264,
	"mask_h": 264
}]
</instances>
